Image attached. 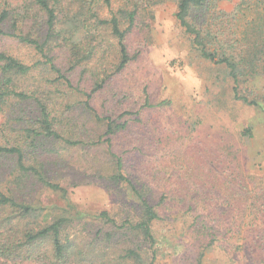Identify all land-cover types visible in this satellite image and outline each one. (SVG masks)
Masks as SVG:
<instances>
[{
    "label": "rangeland",
    "instance_id": "rangeland-1",
    "mask_svg": "<svg viewBox=\"0 0 264 264\" xmlns=\"http://www.w3.org/2000/svg\"><path fill=\"white\" fill-rule=\"evenodd\" d=\"M24 1L12 0L15 5ZM155 1L158 3L144 4L145 12L126 35L131 61L96 92L92 89L106 76H92L101 55L89 66L82 65L70 73L66 55L53 52L56 65L69 77L73 90L59 86L56 91L44 83V77L53 78L54 74H45L42 65L15 81L19 90L41 85L43 89L48 86L52 93H62L60 109L65 108L67 100L72 101L74 123L70 126L78 125L84 135V145L61 151L56 162L47 166L50 180L66 191L38 193L40 205L46 208L45 214L55 217L69 216L63 213L68 203L89 214L107 210L118 220L133 217L134 201L128 192L121 185L109 186L105 181L114 170L108 155L111 151L125 159L126 174L151 183L159 194L161 177L183 183L205 176L213 184L205 192L207 200L196 193L194 184L186 185L184 190H190L193 198L182 206H193L192 218L185 216L187 221L176 222L179 213L165 214L170 218L155 227V264H196L200 252L204 254L202 264H264V215L254 219L256 214L250 215L246 208L242 219L239 213L243 210L236 214L233 205L235 201L240 206L243 197L250 209L252 202L264 205V104L260 102L264 98V76L240 86L241 93L249 100H258L259 106L235 99L226 69L200 59L191 49L189 37L174 18L177 0ZM234 4L222 2L220 8L230 11ZM104 38L102 49L106 52L100 70L112 72L117 59L116 41ZM0 52L31 67L43 62L33 48L9 37H0ZM87 95L100 117H110L117 123L129 121L127 130L111 138V148L105 136L98 143L102 128L86 115L83 102ZM145 100L150 107L145 106ZM2 119L0 115V123ZM149 169H157L161 177ZM169 183L165 187L170 189ZM168 205L179 208L180 204L173 201ZM195 218L197 223L193 222ZM88 233L81 232L83 243L90 240ZM207 243L210 246L206 248Z\"/></svg>",
    "mask_w": 264,
    "mask_h": 264
},
{
    "label": "trees",
    "instance_id": "trees-1",
    "mask_svg": "<svg viewBox=\"0 0 264 264\" xmlns=\"http://www.w3.org/2000/svg\"><path fill=\"white\" fill-rule=\"evenodd\" d=\"M149 1L158 3L155 0H26L23 5H15L12 0H0V37L13 38L43 58V62L37 61L31 67L0 52V115L3 118L0 123V264H155V227L170 218L165 214L179 213L174 219L176 222L187 221L185 216L192 218L193 206H182L192 202L189 201L191 191L184 190L186 185L194 184L196 193L207 200L205 192L213 184L204 175V178L185 179L180 183L179 179L162 178L157 169H149L162 179L157 184L162 189V193L158 190L159 194L151 183L126 174L125 159L108 151L114 170L105 181L109 186L121 185L128 192L134 201L133 217L118 220L107 210L89 214L70 203L63 208V213L69 216L55 217L45 214L46 208L40 205L38 193L64 194L66 191L50 180L47 166L56 162L61 151L85 144L82 128L76 124L70 126L74 123L72 101L67 100L65 108L60 109L62 93H52L46 85L56 91L59 86L73 90L69 77L56 65L53 52L58 50L66 55L70 73L82 65L89 66L101 55L97 72L92 76H106L92 89L96 92L112 74L120 73L131 61L125 38ZM233 1L232 10L220 8L222 2ZM174 18L200 59L226 69L233 83L234 98L259 106L258 100H249L241 93L240 86L264 76V0H177ZM105 36L116 41L117 59L112 72L100 70L104 64L102 55L106 52L102 49ZM37 65H42L45 74H54L53 78L44 77L47 87L43 89L39 85L31 90H19L15 81L28 76ZM86 97L83 102L86 115L102 128L98 143L105 136L111 148V138L127 130L129 121L117 123L110 117H100L89 104L90 95ZM145 106L150 107L147 100ZM125 115L131 117L128 112ZM166 183L172 188L165 187ZM257 192L259 195L261 188ZM173 201L180 204L179 208L168 205ZM241 202L239 206L233 201V205L236 214L243 210L239 213L242 219L246 208L250 215L256 214L254 219L264 215L262 203L252 202L253 209H250L244 197ZM196 221L198 218L193 220ZM83 231L91 235L85 243L80 239ZM203 255L199 253L196 264H202Z\"/></svg>",
    "mask_w": 264,
    "mask_h": 264
}]
</instances>
